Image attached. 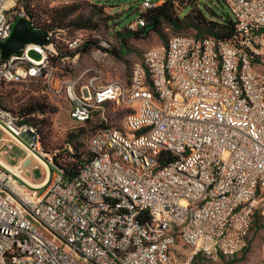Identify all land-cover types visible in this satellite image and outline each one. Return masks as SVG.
Here are the masks:
<instances>
[{
  "label": "built area",
  "instance_id": "built-area-1",
  "mask_svg": "<svg viewBox=\"0 0 264 264\" xmlns=\"http://www.w3.org/2000/svg\"><path fill=\"white\" fill-rule=\"evenodd\" d=\"M224 1L232 39L174 34L145 49L127 78L102 83L94 65L58 73L52 59L63 31L35 25L18 0H0V41L17 16L47 39L0 57L7 147L52 164L37 126L2 103L3 88L32 78L43 94L68 101L74 122L100 126L76 174L55 172L41 191L0 162V264H218L244 251L254 217L264 216V0ZM144 24L137 16L128 27ZM118 110L113 125L109 114ZM260 256L264 264V234Z\"/></svg>",
  "mask_w": 264,
  "mask_h": 264
},
{
  "label": "rangeland",
  "instance_id": "rangeland-1",
  "mask_svg": "<svg viewBox=\"0 0 264 264\" xmlns=\"http://www.w3.org/2000/svg\"><path fill=\"white\" fill-rule=\"evenodd\" d=\"M19 1V0H18ZM159 3L161 0H157ZM141 0H28V7L26 8L25 2H18V4H23L25 13L37 26L45 25L42 10H47L50 8L60 7L66 4H79L82 9H85L87 13L91 10H103L105 14L111 16L110 21L107 23H101L99 28L96 30L89 29H71L69 31H64L58 36L59 45L64 49L65 42L74 37H78L84 41V39L92 37L98 38L99 40H105L106 48L119 50L120 42L119 38L116 36V31L118 29L123 30V26H126L130 21L135 19L139 13V5ZM191 0H184V3H179L178 9L181 10L182 6ZM211 4L216 3V0H209ZM158 3V4H159ZM93 4H97L96 6ZM102 13H97L94 18L101 16ZM13 27V25H12ZM47 27V26H46ZM165 35L162 39L157 33L151 32L148 36L142 38H128L126 39L127 53L123 57H117L115 54L107 51L105 56L93 54L95 47L84 54H80L78 60L72 63L70 59H62L57 63L58 73L73 76L80 70L88 66H97L102 70V83H106L115 78H127L130 72L131 65L134 61L141 58L143 51L151 46H155L159 43H163L167 38L171 37L178 32H175L170 26L164 25L162 29ZM194 30L190 29L188 31H182L183 34H194ZM35 58L38 57L37 54L31 53ZM100 58L101 60H97ZM93 72H89L87 76L84 77L86 81L87 78L92 75ZM44 95L46 96L48 102L54 106L56 109L52 113L40 114L33 113L30 117L32 124H36L37 130L40 135V146L44 153H48L53 157L63 158L65 160H74L67 152H70L69 145H73L77 142L83 144L81 150L87 151V140L89 136L98 128L99 123L97 119H93L89 122L78 124L74 122L69 116L70 105L68 101L63 97H48L46 94L41 92V83L33 79L26 80L23 82L12 83L3 88L2 90V103L14 113H18L21 106L27 103V100L31 97ZM123 110H118L116 113H110L109 118L113 125L121 118ZM45 118L49 124H40L41 119ZM29 121V122H30ZM83 128L85 132L79 135L77 138L70 142H67V136L71 132H77L79 129ZM5 138H10V134L0 127V158L5 162L14 164L17 160L21 159L25 152L22 151L16 144L11 147H7L6 143L2 140ZM19 138L25 141L21 136ZM73 147V146H72ZM74 148H72V152ZM45 160V159H44ZM31 164L37 163L39 166L35 167V171L32 172L43 175H47L49 172L53 174L56 169L52 164H48L49 170L46 166L38 162V160L33 156L31 158ZM30 174V172H29ZM32 176V175H31ZM38 191H41L39 189ZM264 234V218L261 217L259 223L253 225L250 231V244L246 251H243L235 260L232 261L233 264H263L260 256V246L261 239ZM223 258L217 261L218 264H228L231 263Z\"/></svg>",
  "mask_w": 264,
  "mask_h": 264
},
{
  "label": "trees",
  "instance_id": "trees-1",
  "mask_svg": "<svg viewBox=\"0 0 264 264\" xmlns=\"http://www.w3.org/2000/svg\"><path fill=\"white\" fill-rule=\"evenodd\" d=\"M18 2H25L26 8L28 7V0H19ZM179 3H184V0H161L159 4L147 8L144 11L141 10L139 5V13L137 16L142 17L145 24L143 26H137L135 29L129 28L127 24L122 27L123 30L118 29L116 31V36L119 38L120 46L117 51L106 48L107 42L105 40L89 37L84 39V41L82 40L75 48H68L65 46L64 49H62L59 45V58H53L52 61L57 65V63L63 58L67 56L72 57L75 54H84L91 51L93 47H95V49H100L103 52L109 51L117 57H123V55L127 53L126 39L146 37L151 32L157 33L162 39H164L165 35L162 32L164 25L170 26L175 32H178L177 34H183L181 33L182 31L193 29L195 35H209L218 40H229L234 37L235 20L224 0H216V3L214 4H211L209 0H191V2L184 4L181 10L178 9ZM93 5L96 6L97 4ZM42 12L43 17H45L44 21L49 30L63 32L71 29L96 30L101 23L108 24L111 18V16L105 14L103 10H91L87 13L79 4L73 3L42 10ZM97 13H102V15L94 18ZM167 40L168 38L164 42ZM32 79L41 83V80L38 78ZM42 87L41 83V90ZM55 109L56 108L48 102L46 96L39 95L29 98L27 103L22 105L21 109L16 114L24 116L22 121H30L31 118L27 117L29 114H47L54 112ZM40 124H49V122H47L45 118H42ZM84 132L85 130L83 128L79 129L77 132H71L68 134L66 141L71 143L73 139L77 138ZM70 146L71 153H67L74 160L69 161L63 158L54 157L52 161V165L56 169V172H61L67 178L74 176L80 162L90 157L88 148L87 151L81 150V147L83 146L82 143L77 142ZM72 148H74L73 152ZM261 217L264 218V216L261 215H256L254 217L251 229L254 224L259 223ZM249 244L244 251L249 248ZM236 256L238 255L226 258V261L232 262L235 260Z\"/></svg>",
  "mask_w": 264,
  "mask_h": 264
},
{
  "label": "water",
  "instance_id": "water-1",
  "mask_svg": "<svg viewBox=\"0 0 264 264\" xmlns=\"http://www.w3.org/2000/svg\"><path fill=\"white\" fill-rule=\"evenodd\" d=\"M12 25L9 36L4 41H0L2 59H6L12 53H19L26 43L44 44L47 41L46 34L41 30L31 28L25 16L17 17Z\"/></svg>",
  "mask_w": 264,
  "mask_h": 264
},
{
  "label": "crops",
  "instance_id": "crops-1",
  "mask_svg": "<svg viewBox=\"0 0 264 264\" xmlns=\"http://www.w3.org/2000/svg\"><path fill=\"white\" fill-rule=\"evenodd\" d=\"M19 147V146H18ZM20 148V147H19ZM22 149V148H21ZM22 151L25 152V155L16 161V163L14 164H10V163H7L5 162L2 158H0V160L2 162H4L6 165L10 166V167H13L15 169V166L18 162H22V163H28V162H31V158L34 156L33 154L27 152L25 149H22ZM35 157V156H34ZM38 162H40L41 164L45 165L39 158L35 157ZM1 162V163H2ZM2 163V164H4ZM4 164V165H5ZM5 165V166H6ZM6 166V167H8ZM47 170H49V166L45 165ZM9 168V167H8ZM36 170V169H35ZM35 170H19V169H15V171H18V175L21 179L25 180L29 185L33 186V187H38L39 189H43L44 185H45V182L47 179H49L51 177V174L48 172L47 175H43L41 172L40 174H37V173H32L34 172ZM14 171V170H13ZM30 172V174H29ZM32 175V176H31ZM234 263V262H233ZM232 262L231 263H228V264H233Z\"/></svg>",
  "mask_w": 264,
  "mask_h": 264
},
{
  "label": "bare ground",
  "instance_id": "bare-ground-1",
  "mask_svg": "<svg viewBox=\"0 0 264 264\" xmlns=\"http://www.w3.org/2000/svg\"><path fill=\"white\" fill-rule=\"evenodd\" d=\"M0 162H2L1 160H0ZM2 163H4V162H2ZM5 164V163H4ZM6 165V164H5ZM6 166H8V165H6ZM10 169H12V170H14L15 171V169L13 168V167H10V166H8ZM18 172V171H17Z\"/></svg>",
  "mask_w": 264,
  "mask_h": 264
}]
</instances>
